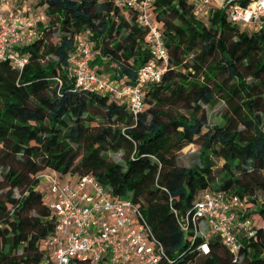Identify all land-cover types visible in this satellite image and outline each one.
Wrapping results in <instances>:
<instances>
[{"label":"trees","instance_id":"trees-1","mask_svg":"<svg viewBox=\"0 0 264 264\" xmlns=\"http://www.w3.org/2000/svg\"><path fill=\"white\" fill-rule=\"evenodd\" d=\"M37 1L49 21L19 47L25 68L0 60V264H44L41 241L57 224L39 185L45 170L93 175L136 204L172 264H264V34L241 31L222 11L204 24L187 0H159L170 66L135 118L110 95L78 88L69 56L86 35L99 72L132 82L150 58L136 15L107 0ZM218 100L229 115L208 126L203 106ZM193 144L199 154L179 166ZM205 191L236 194L251 221L237 262L215 235L181 229Z\"/></svg>","mask_w":264,"mask_h":264},{"label":"built area","instance_id":"built-area-1","mask_svg":"<svg viewBox=\"0 0 264 264\" xmlns=\"http://www.w3.org/2000/svg\"><path fill=\"white\" fill-rule=\"evenodd\" d=\"M107 1L136 15L138 26L146 32L143 48L149 53V60L132 82L119 75L118 79H111L92 64L96 58L94 45L84 35L78 37L75 51L69 56L71 72L78 88L110 95L118 103L125 104L137 118L145 108L148 90L162 82L170 66L163 27L156 18L159 0ZM7 2L0 0V60H8L21 72L28 57L19 47L25 34L28 41L35 36L38 22L28 17L22 23L19 16L6 15ZM187 3L193 7L198 20L209 21L214 12L222 11L241 31L264 34V0H187ZM45 171L38 179L49 183L46 190L53 201L48 205L57 224L54 235L41 241L44 264H76L78 261L85 264L173 263L136 204L115 198L93 175L61 176ZM244 213L236 194L205 191L200 194L193 213L178 219L183 231L194 230L202 236L201 225L205 222L208 231L220 239L237 262L243 241L255 234ZM201 249L204 253L209 251L207 244Z\"/></svg>","mask_w":264,"mask_h":264},{"label":"rangeland","instance_id":"rangeland-1","mask_svg":"<svg viewBox=\"0 0 264 264\" xmlns=\"http://www.w3.org/2000/svg\"><path fill=\"white\" fill-rule=\"evenodd\" d=\"M16 0H8L7 6H11L14 4ZM37 2V3H36ZM24 5L23 9L21 11L22 14H25L26 12H30L31 18L35 19L39 24L46 25L48 24L49 18L46 13V6L45 5H38V1L35 0L34 5H26V4H21ZM204 24H209V21L202 19ZM58 37V32H54L52 39L53 41H56ZM24 44V41L22 42V45ZM204 111L206 115L208 116V126H214L215 124H221L224 122V116L229 115V111L226 107V105L221 101L218 100V102L214 103L213 105L209 106H203ZM181 113H186L184 110H180ZM263 127H264V119H263ZM205 129L204 131H206ZM200 146L198 144H193L190 145L186 148H184L178 155V165L181 167L189 166L193 162V158L199 154ZM107 156L115 161V162H123V155L122 153H108ZM224 162L222 160H216V166L214 167V171L216 173V176L219 174ZM48 171V172H47ZM45 172L47 173H53L52 170H46ZM2 169L0 168V179H2ZM40 188L42 189V192L45 195L46 202L50 204L53 199L50 198L47 189V186L49 185L47 180L41 181L39 183ZM17 196L19 193H17ZM260 198L264 200V193L260 194ZM208 231V226L205 222L202 223L201 225V233L206 236L207 238H211L214 236L212 232H207Z\"/></svg>","mask_w":264,"mask_h":264},{"label":"crops","instance_id":"crops-1","mask_svg":"<svg viewBox=\"0 0 264 264\" xmlns=\"http://www.w3.org/2000/svg\"><path fill=\"white\" fill-rule=\"evenodd\" d=\"M35 0H16L14 4H12L10 7L7 6L6 9V15L12 16V15H17L20 17V21L24 23L26 19L30 16V12H26L25 14H22L21 11L23 9L24 5L21 4H26V5H34ZM37 3V2H36ZM29 37L27 34H25V38L23 39L24 43L28 42Z\"/></svg>","mask_w":264,"mask_h":264}]
</instances>
